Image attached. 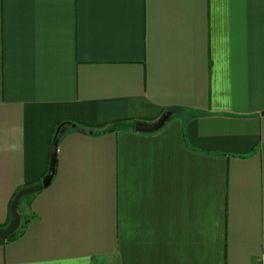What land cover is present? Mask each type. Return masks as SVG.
Returning a JSON list of instances; mask_svg holds the SVG:
<instances>
[{
  "label": "crops",
  "instance_id": "1",
  "mask_svg": "<svg viewBox=\"0 0 264 264\" xmlns=\"http://www.w3.org/2000/svg\"><path fill=\"white\" fill-rule=\"evenodd\" d=\"M59 124L0 264H259L264 0H0V227Z\"/></svg>",
  "mask_w": 264,
  "mask_h": 264
},
{
  "label": "water",
  "instance_id": "2",
  "mask_svg": "<svg viewBox=\"0 0 264 264\" xmlns=\"http://www.w3.org/2000/svg\"><path fill=\"white\" fill-rule=\"evenodd\" d=\"M166 118H167L166 116L163 117V119L161 121H159V122H157L151 126H145V125L137 124L135 126V130L138 132L156 131L161 127L162 123L166 120ZM56 152H57V141H54L52 143L51 149H50L49 169H48L47 174L42 178L41 183L39 185H34V186L22 188L16 193V195H15V197H14V199L10 205L9 223L6 227L0 228V241H4V240H7L8 238H10L20 227L21 216L18 213L19 201L26 196H30V195H34V194L38 193L40 190H42L43 188H46L51 183V180H52L53 175H54V168H55V162H56Z\"/></svg>",
  "mask_w": 264,
  "mask_h": 264
},
{
  "label": "trees",
  "instance_id": "3",
  "mask_svg": "<svg viewBox=\"0 0 264 264\" xmlns=\"http://www.w3.org/2000/svg\"><path fill=\"white\" fill-rule=\"evenodd\" d=\"M63 126L64 125H62V124H59L58 125V127H57V129H56V131H55V133H54V138H53V142L54 141H57L59 138H60V136H61V134H62V132H63ZM100 133H104V132H106V131H110V129L109 128H106V129H100V130H98ZM19 190H17V192H18ZM17 192H15V194L13 195V197H12V199H11V203H12V201H13V199H14V197H15V195H16V193ZM25 198V197H24ZM24 198H22L20 201H19V203H18V213L20 214V203H21V201L24 199ZM21 216V215H20ZM26 217H22L21 216V223H20V227H19V229L10 237V238H8L7 240H4V241H0V243H7V242H10V241H13V240H15L16 238H18L21 234H22V232H23V230H24V228H25V226L27 225V223H28V219L26 218ZM9 220H10V213H9V218H8V223H9ZM8 225V224H7ZM6 225V226H7ZM6 226H4V227H6ZM4 227H0V228H4Z\"/></svg>",
  "mask_w": 264,
  "mask_h": 264
},
{
  "label": "rangeland",
  "instance_id": "4",
  "mask_svg": "<svg viewBox=\"0 0 264 264\" xmlns=\"http://www.w3.org/2000/svg\"><path fill=\"white\" fill-rule=\"evenodd\" d=\"M32 195L30 196H26L20 203V208H23L25 207V204L27 203V201H29V199L31 198Z\"/></svg>",
  "mask_w": 264,
  "mask_h": 264
},
{
  "label": "built area",
  "instance_id": "5",
  "mask_svg": "<svg viewBox=\"0 0 264 264\" xmlns=\"http://www.w3.org/2000/svg\"><path fill=\"white\" fill-rule=\"evenodd\" d=\"M258 262L259 264H264V250L261 252Z\"/></svg>",
  "mask_w": 264,
  "mask_h": 264
}]
</instances>
